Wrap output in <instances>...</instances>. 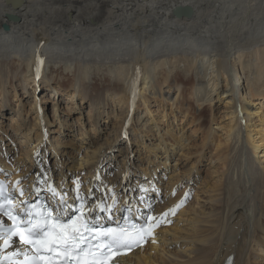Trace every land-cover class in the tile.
Returning a JSON list of instances; mask_svg holds the SVG:
<instances>
[{"label": "bare ground", "instance_id": "bare-ground-1", "mask_svg": "<svg viewBox=\"0 0 264 264\" xmlns=\"http://www.w3.org/2000/svg\"><path fill=\"white\" fill-rule=\"evenodd\" d=\"M183 8H189L190 13L178 14L177 10ZM10 15L16 20H10ZM221 79L225 81L223 87ZM18 86L31 97L41 91L43 99L29 101L35 121L25 123L21 100L26 95L19 98L20 105L11 116L16 124L12 122L15 125L10 127L12 133L20 134V145L26 146L18 159L15 155L14 159L0 156V168L11 179L19 178L23 186L48 180V187L84 196L96 186L101 192L91 193L92 202L115 203L142 193L140 186L126 182L128 176L132 180L130 174H147L133 165L130 169L126 163L122 168V161L121 168L115 167L119 176L114 173L106 178L105 173L101 177L99 171L103 165L105 170L111 165L119 137L125 138L121 143L125 144L131 136L158 127L159 122L151 126L140 117V104L152 114L149 105L154 99H164L171 107L179 102L185 115L193 109L192 105L184 107L185 94L204 107L213 103L217 98L214 95L225 94L227 103L232 104L225 115L231 121L222 132L224 144L229 142V146L216 142V165L222 169V181L220 186H210L216 192L210 206H188L173 220L172 215L167 216L146 245L122 260L126 264H264V128L251 126L252 112L248 108L253 98H258L255 104L264 111V93H258L264 92V0H0L2 115L11 105L9 89L17 91ZM48 90L67 95L70 112L77 109L73 105L88 103L95 125L92 130L99 128L103 119L114 118L111 132L115 130V135L104 136L102 143L99 136L96 143L87 137L86 145L80 144L85 149L80 152L77 168L68 165L61 174L54 171L55 167L61 171L71 161L66 159L69 151L58 149L45 131L48 121L41 102L47 99ZM16 91L11 96H16ZM112 104L119 105V112L113 107L109 111ZM243 112L245 117L241 118ZM200 116L204 114L199 112L198 119ZM132 120L137 126L141 122L140 129L131 126ZM261 122L257 126H264V118ZM167 133L154 134L157 150L163 148L164 153L168 152L163 138ZM253 133H258L257 139ZM31 140L36 142L34 147ZM11 149L0 148V153ZM199 149L203 150V144ZM148 152L157 154L152 149ZM53 158L54 170L49 164ZM10 162L15 167L21 162L30 166L29 172L13 170ZM76 181L80 183L77 186ZM143 185V193L151 194V186ZM156 189L153 199L159 193ZM171 203L175 204V199ZM167 204L152 205L142 199L141 208L152 210L150 216L161 217L173 209ZM178 221L184 222L180 228ZM250 246L253 252L247 261ZM11 249L18 250L15 244L5 250ZM230 256L232 259L227 260Z\"/></svg>", "mask_w": 264, "mask_h": 264}, {"label": "rangeland", "instance_id": "rangeland-1", "mask_svg": "<svg viewBox=\"0 0 264 264\" xmlns=\"http://www.w3.org/2000/svg\"><path fill=\"white\" fill-rule=\"evenodd\" d=\"M9 19L12 20L11 18ZM31 82L33 83V81ZM219 84H221L223 87L225 86V81L221 79ZM18 87L19 89L17 91L15 90L16 96H11V94L14 93L15 91L13 89L11 90L9 89V92L11 91V94H9L10 102H11L10 103L11 105L9 107L11 109L10 108L7 109V113L5 115H2L1 112L2 109H0V120H1L0 137H3L2 139H0V148L2 149H4V147L12 148L11 150H9V153L2 150L0 156H3V158L1 159H4L6 156L10 158L13 157L14 155H15L14 157L17 159L22 157L21 148L26 146V145L25 146L20 145L19 143L20 140L19 138L21 137L20 134L12 133L11 131L12 128L10 127L11 124L12 125L16 124V122L13 121L11 116L14 115V111L17 110L18 106L20 105L19 98L21 97V95L23 96L24 94L27 96V97L26 96L22 97L23 101L21 100V103L24 104V107L23 106L21 107V113L24 114L23 116L25 118L24 120L25 123L26 122L30 123V121H33V117L35 116V113L33 111L34 107L33 109L31 108L32 101L36 98L40 100L43 99L41 97L42 96L40 93L41 91L35 93V96L31 97V94L28 96L27 93H22L23 90L21 89L20 86ZM59 88H61V85L59 86ZM30 89L31 88H29V91ZM56 90L54 92L56 94H54L50 90L45 91V93H47L46 94L47 99L45 101L43 100L42 102L41 101L40 102L43 105L41 109H43L44 107L43 112L47 116L48 123L45 125L46 129L45 128L44 129L47 132L49 139L55 143L58 149L63 148V150L69 151L67 152L68 158L66 157L65 158L71 162L70 164L69 163L64 164L65 167L63 166L61 168V171L57 170L56 167L54 170V166H55L54 158L49 159V164L51 165L52 170H54L58 174L59 173L61 174V172H64V168H68L69 166H73L77 168L76 166L79 165L80 152L82 153V151H84L85 149L84 147L80 146V144L86 145V141L88 140V138L89 140H93L94 143H96L95 140L96 137L98 136H99V143H102L104 142V136L106 135L108 136L111 133H112L111 135H115L113 134L115 130L111 132L112 129L111 121L114 120V118H111L112 120H110V118H107V120L103 119L105 122L102 120L101 123H99L100 127L99 128L96 127L95 130H92V128L95 127V125H94V120H92V116L89 115L88 112L89 111L88 103H84L81 105L80 104L73 105L77 109L71 110L70 112L71 107H68L67 104L68 99H66L67 95H65L63 92H57L58 90L57 91ZM69 91L70 89L68 90V92ZM258 93H264V92L259 91ZM58 94H60L59 98H55V99L52 98L53 95H58ZM214 97L217 98L214 99L213 103L211 105H207L204 107L202 104H197L193 100L189 99L187 94H185L183 97L184 107L192 105L193 108L191 113L188 112L185 115L179 109V102H177L176 105L173 104V106L171 107L169 102H166L164 99L163 100H160L158 98L154 99L149 105V109L150 107L152 108L151 109L153 111L152 114L149 113L147 108L145 109V107L142 104H140L139 111H141V115H143V116L140 115V117L144 121H147L146 123L150 124L151 126L154 121L159 122L158 127H154L151 132L137 134L136 136H131L129 141L126 140L125 144H121L123 143L122 141L125 138L119 137L117 142H115L116 147H113L115 149H118L119 151L117 150L115 152L113 150L115 156H113L112 158V163L110 166H108L107 170L102 169L105 167V165L102 166V168L100 169L101 177H103L104 174L106 173L107 176L105 177L107 178L110 174L113 175L115 172H117L118 170H116L115 167L117 165H120L121 168V163H120L121 161L123 163L122 168H124L125 166L124 163H126V166H128L130 169H131L130 165H133V167L136 166L137 169L140 168L141 170H143V174L145 173L144 171L146 170L147 174L145 175H142V173L136 171L133 172V174H130L133 175L132 180H130L128 176L126 182L130 183V185L134 184L136 186H140L143 183H145V185L147 186L148 185L151 186L150 188L151 196L155 193V190L157 192L156 187L159 188L158 189L159 193L157 194L158 196L154 197L152 201V203L154 204L160 202L165 204L168 203L167 205H171L172 204L171 199H175V204L180 206L178 208H176L177 205L175 204L170 206V208H176L175 214L170 217L171 220L176 218V216H178V213L184 210L188 206L193 209L200 208L199 205L202 203L206 204L207 206H210L209 201L212 195L216 193L214 191H211L210 186L216 183H219L220 186L221 183L219 180L222 181V179H220L221 176L220 174L222 172V169L220 168L219 164L216 165L217 164V159L215 154L216 153L215 151H217L216 142L221 143V146H226V145L229 146V142L224 144L225 134H223L222 132L228 126V125L226 126V124L230 123L231 121L229 115L228 116L225 115H227L226 113L230 112L228 110L232 105L227 103L228 100H226L227 96L225 94L214 95ZM173 98H174V94L171 96V99ZM179 100L181 101L182 99L180 98ZM257 100L258 98H253L252 103L248 104L249 106L248 105L247 106L249 109H251L252 112V117H251L252 120L250 121L251 126L253 124L255 125L256 128L258 127L257 129L255 128L256 130H260L261 128H264V126H257V125H261L262 123L261 118H264L263 115L264 111L260 112L259 104H255V101ZM29 101L31 103H29ZM110 101L111 100H109V102ZM53 107L55 108V113ZM112 107L115 112H119V105L115 106L114 104H112L111 107H109V111ZM199 112H202L205 118L203 116H200L198 119L197 114ZM242 116L245 117L244 112L241 115V118ZM210 117L214 119V121L209 122ZM80 120H82L83 124H80L81 122ZM201 120L204 121L203 124L200 123ZM12 122L15 124H13ZM61 123L63 124L65 123V127ZM36 126H39V124ZM131 126H134L135 130H137L138 128L140 129L141 122H139L137 126V122L135 123L132 120ZM131 126L129 125V128H131ZM215 127H217L218 130H215ZM158 130H161V133L168 132L163 137L167 142V146H165V148L168 150L167 153H164L163 148L157 150L158 141L154 134H158L159 132ZM4 132H7V136L4 135ZM262 133H264V129H262ZM81 134L85 137L84 140H82ZM160 134H158V136H160ZM257 134L258 133H253L255 139H257L256 136ZM9 135L13 136L15 142L12 141V138H9L10 137ZM52 137H54L55 140H52L51 139ZM178 140H180L179 144H177ZM31 143H32L31 146L34 147L35 146L34 144L36 142L35 141L32 142L31 140ZM94 143L92 144L91 148L95 146ZM127 143L129 144L127 145ZM137 143L140 144L138 145ZM202 144H203V150H200L199 147ZM180 145L181 147H179ZM78 148H80V150H78ZM148 149L155 150L157 152L156 156L153 153H149ZM12 152L15 154H13ZM111 152L112 151H110L109 153L111 154ZM38 156L43 157V155H38ZM210 156H212L211 160H210ZM65 158L63 157L61 159L65 160ZM148 161L150 162L148 163ZM21 163H18V165L15 167L10 162L9 166L10 168H13V170L15 171L18 170L21 173H28L29 172L28 168H30V166L28 165L26 166V164L24 163L21 164ZM23 165H25L24 168ZM46 165H47L46 167H48V164ZM87 166H89V164ZM188 169L189 172L186 173L185 171ZM70 171L73 172L72 169ZM115 175L119 176L118 173L117 174L115 173ZM142 177L145 178L143 179ZM68 179H71V177H69ZM262 181L264 185V178ZM74 184L77 186L80 183L78 182L77 184L76 181V183ZM107 188L108 187L106 186L105 189L107 190ZM209 189L210 191L208 192ZM92 191L95 192L97 191V189L93 188ZM183 223L180 221L177 227L180 228L183 225ZM252 248L254 247L252 246ZM252 252L253 250L251 249L250 246L247 255L245 257L247 261L250 260Z\"/></svg>", "mask_w": 264, "mask_h": 264}, {"label": "snow or ice", "instance_id": "snow-or-ice-1", "mask_svg": "<svg viewBox=\"0 0 264 264\" xmlns=\"http://www.w3.org/2000/svg\"><path fill=\"white\" fill-rule=\"evenodd\" d=\"M19 184V181H17ZM78 184V182H77ZM49 190L56 195L54 188ZM16 191H21L19 188ZM7 189L0 182V213L12 221L11 227H5L0 222V252L12 244L18 243L30 249L29 251H13L7 255H0V264H116V258L131 250L140 247L146 239L153 237V231L165 221L167 216L174 215L176 208L169 209L161 217L147 216L140 224L120 225L117 227H104L99 220H89L83 210V204L76 211L77 216L68 215L67 205L63 215L58 210L55 214L51 209L36 211L35 205L22 209L23 217L14 213L16 205L6 194ZM21 191V195H22ZM80 199V197H77ZM62 205L65 203L61 201ZM182 203V202H181ZM113 205L105 208L96 205L102 212L111 211ZM26 217V218H24ZM111 219V217H109ZM153 242L155 240L153 239ZM23 255L24 259L17 261L16 257Z\"/></svg>", "mask_w": 264, "mask_h": 264}, {"label": "water", "instance_id": "water-1", "mask_svg": "<svg viewBox=\"0 0 264 264\" xmlns=\"http://www.w3.org/2000/svg\"><path fill=\"white\" fill-rule=\"evenodd\" d=\"M177 12H178V14H183V13L188 14V13H190V9H189V8L178 9ZM9 17H10L12 20H13V19L16 20V17L13 16V15H10Z\"/></svg>", "mask_w": 264, "mask_h": 264}]
</instances>
